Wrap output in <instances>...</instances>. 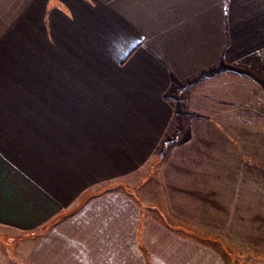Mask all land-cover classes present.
I'll return each mask as SVG.
<instances>
[{
	"label": "crops",
	"instance_id": "1",
	"mask_svg": "<svg viewBox=\"0 0 264 264\" xmlns=\"http://www.w3.org/2000/svg\"><path fill=\"white\" fill-rule=\"evenodd\" d=\"M249 249L264 253V0H0V264Z\"/></svg>",
	"mask_w": 264,
	"mask_h": 264
},
{
	"label": "rangeland",
	"instance_id": "2",
	"mask_svg": "<svg viewBox=\"0 0 264 264\" xmlns=\"http://www.w3.org/2000/svg\"><path fill=\"white\" fill-rule=\"evenodd\" d=\"M179 96H181V93L179 94ZM184 106L181 104L180 109L183 108ZM6 242H9V246L10 248H12V245H16V241L14 243H11L10 240L11 238H5ZM13 240V239H12ZM18 240V238L16 239ZM1 248L2 250L3 245L1 244ZM233 253V260L232 262H234V264H264V253L262 251H257V250H253V249H249V250H243V251H232ZM254 258H256V260L254 261Z\"/></svg>",
	"mask_w": 264,
	"mask_h": 264
}]
</instances>
